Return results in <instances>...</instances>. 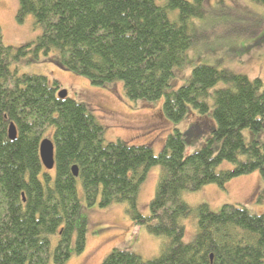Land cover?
<instances>
[{
    "label": "trees",
    "instance_id": "1",
    "mask_svg": "<svg viewBox=\"0 0 264 264\" xmlns=\"http://www.w3.org/2000/svg\"><path fill=\"white\" fill-rule=\"evenodd\" d=\"M17 1V20L32 15L40 34L12 46L4 44L0 28V264H64L72 251L81 252L86 241L81 199L88 206L124 203L135 225L165 238L157 257L144 260L130 248L114 247L100 264H264V212L231 203L213 212L206 203L192 208L182 198L186 191L206 184L223 188L252 172L264 178V142L246 143L242 133L264 130L263 81L207 64L178 75L191 47L222 32L227 36L233 32L228 16H244L225 0L213 7L207 0ZM251 1L264 7V0ZM169 10L177 11L175 19ZM263 24L244 29V35L257 34ZM263 40L259 35L256 42ZM40 55L93 85L120 81L132 101L163 98L161 111L172 122L195 112L197 129L209 135L190 153L177 128L157 155L149 144L105 142L103 126L84 103L57 96L56 80L19 73L17 63ZM177 78L183 82L173 88L170 80ZM10 123L14 140L8 137ZM44 137L54 145L53 173L39 157ZM223 161L232 167L218 170ZM152 166L159 167V175L149 214L143 215L139 186ZM190 215L197 228L184 242L182 220Z\"/></svg>",
    "mask_w": 264,
    "mask_h": 264
},
{
    "label": "rangeland",
    "instance_id": "2",
    "mask_svg": "<svg viewBox=\"0 0 264 264\" xmlns=\"http://www.w3.org/2000/svg\"><path fill=\"white\" fill-rule=\"evenodd\" d=\"M216 1L207 0L206 5L213 7ZM225 2L233 7L235 14L244 17L236 18L235 15H229L228 17L233 19L228 24L232 33L222 36L224 33L222 32L218 38L210 42L191 47L186 52L187 64L178 71V75L182 77L184 74H189L195 64H207L217 68H227L250 79L258 77L264 83V40L256 42L259 35H264V24L255 35L243 33L244 29L251 31L258 24H262L264 7L251 0H225ZM17 8V0H0V28L6 45L20 46L34 41L40 34V27L35 24L32 15L25 16L22 21L17 20ZM168 14L171 19H175L177 11L169 10ZM16 67L19 73L42 74L50 81L56 80L60 88L66 90L68 97L84 103L103 126L105 142L121 140L128 145L149 144L157 155L167 135L177 128L184 134L185 152L190 153L199 149L209 135V130L197 129L196 121L199 120L197 113L191 112L181 121L172 122L161 111L163 98L152 103L132 101L124 94L120 81L93 85L84 76L59 68L45 61L41 55L33 62L21 61ZM182 82L181 78H177L174 82L173 79L170 80L173 88ZM218 86L225 85L220 82ZM200 119L205 120L206 116ZM242 133L246 143L252 139L264 142V130L251 134L248 129H244ZM217 147L216 145V150ZM231 167V163L223 161L218 170ZM48 171L53 173L52 170ZM158 175L159 167L152 166L140 183L137 205L143 215L149 214L148 205L154 195ZM77 187L81 196L79 180ZM182 198L192 208L206 203L213 212H217L223 203H231L243 205L252 213H262L264 212V178L258 172H252L232 178L223 188L216 184H206L196 191H186L182 194ZM125 207L124 203H112L105 207H100L97 203L88 206L81 199L79 219L85 222V246L81 252L72 251L64 264H100L114 247L130 248L144 260L157 257L165 238L152 235L145 227L135 225L127 215ZM182 224L184 225L183 241L189 242L196 232V219L190 215L182 220ZM56 241L57 235H51V248L55 246Z\"/></svg>",
    "mask_w": 264,
    "mask_h": 264
},
{
    "label": "water",
    "instance_id": "3",
    "mask_svg": "<svg viewBox=\"0 0 264 264\" xmlns=\"http://www.w3.org/2000/svg\"><path fill=\"white\" fill-rule=\"evenodd\" d=\"M67 95V92L65 89H60L57 92V96L60 98H64ZM16 128L13 123H10L8 127V137L10 140H14L16 138ZM39 157L41 160V163L43 167L47 170H51L54 166V145L53 142L47 138L44 137L39 142ZM72 173L74 176H77L78 168L76 165H73L71 167Z\"/></svg>",
    "mask_w": 264,
    "mask_h": 264
}]
</instances>
